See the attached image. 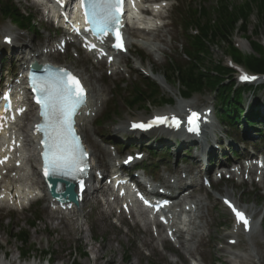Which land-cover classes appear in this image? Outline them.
<instances>
[{
    "label": "rangeland",
    "instance_id": "obj_1",
    "mask_svg": "<svg viewBox=\"0 0 264 264\" xmlns=\"http://www.w3.org/2000/svg\"><path fill=\"white\" fill-rule=\"evenodd\" d=\"M217 1L173 0L172 3L174 5L172 9H170V28L173 35L167 34V44L160 42V44L165 48V53H149L145 48L141 49L135 45L132 46L130 51L131 53L126 54V56L130 59L129 67L126 69H130L131 71L127 70L124 74L111 76L108 73V69L99 70L94 68L92 62L87 59V57L79 54V51L74 48H70L66 53L60 54L59 56L48 57L55 62L64 63L70 67L76 68L78 71H82L88 84H92L96 88L104 87L109 90L105 96L108 99L105 109L100 115H97L94 118L93 123L91 122L86 126V132L83 131L84 137L94 155L92 163L98 166L99 169L108 168L106 164L107 161H109V157L105 154L102 148H107L105 139L108 136H112L115 125L124 117H149L153 112L175 110V107H177V105L181 102L187 104L194 103V105H197L200 108L208 106L212 107L216 102H218L215 94L206 88L203 91L194 94L193 97L187 100L182 99L180 97V92H182V88L180 87L181 85L176 81L174 76H171L166 72V67L169 66V63L172 61L177 62L181 66H185L188 62H190L185 55V51L190 38L193 37L196 31H194V28H192V31L190 29L186 31L185 24L189 17L190 22L193 24L195 23L196 19L192 18V10L200 6L202 8L212 10L213 7L217 6ZM263 1L264 0H227L228 6L230 8L233 6L234 12L235 9L241 5L245 6L247 3L251 2L248 16H237V18L239 17L238 20H240L243 25L245 24L247 31L245 33L242 31L241 28L243 25L239 22L240 24L238 23L237 28L232 32L233 48L238 50L242 56H249L255 52L251 48L249 40L260 43L264 49V23L259 17V7L262 5ZM17 5L24 11L32 12L35 17L36 24L34 30H38V33H30L28 30H19L10 19L3 20L0 15V37L2 35V30L10 28L16 33H29V40L35 38L36 47L42 48V45L46 42V38L49 35L53 38L51 43H59V34H56V32L52 29V24L47 23L46 18L42 15V12L38 10L37 5H32L31 0H17ZM210 18L213 21L216 16L212 15ZM205 20L203 22H205ZM136 51H138L143 57V68H141L144 72L136 63V61L139 60V56L136 54ZM143 54H146V56L144 57ZM232 55L233 53L229 46L215 42L212 43L210 47V57H207V61L210 65H212L214 61L217 63L222 62L228 65ZM148 61H151L153 64L157 63L158 69L155 70L156 74L161 76L164 85H166L169 89L165 90L162 87V82H160L159 79H156L155 75H151L149 71L144 69L149 68ZM202 66L209 65L203 63ZM122 68L124 67L122 66ZM244 68L245 64L243 63L236 66L237 72L233 74L235 81L237 77L245 71ZM101 74L104 77V81H98ZM144 77H147L149 80L144 81ZM167 79L170 81H166ZM152 83L157 86L159 98L153 99V97H145L142 102L132 103L136 89L138 88L141 91H148L151 88ZM161 96L163 98H160ZM244 98H246L247 101L260 100L263 102L264 90L258 92L256 96L245 95ZM166 99H173L174 101L171 105H165L164 100ZM107 110L112 113L103 121L101 118L105 113H107ZM99 119H101V122H99ZM238 133L240 134V132ZM261 147L263 148L264 144H261ZM111 151L115 154L119 153L118 151L116 152L115 149ZM229 157V153H226L225 159H228ZM235 158L238 157L236 156ZM174 160L171 159V169H173ZM162 174H164V172ZM215 175L216 174L213 173L214 177ZM240 182L241 179L238 177L235 179H227L223 176L221 181L215 180L212 182L213 186L208 187L209 192H201L203 193V197H207L206 202L208 204V207L203 209L206 214L204 228L205 230L210 229L213 233L212 235H215L214 233L216 230H220L221 233L227 234L234 224L233 217L229 212H227L221 200L224 196L234 198L235 201L240 202L242 208H249L248 212L254 216L255 220L259 216L264 217V188L260 187L259 184L250 181L246 182L244 185H239ZM89 202L81 215H78L77 213L69 215L70 217L76 219L77 223L82 224V234L84 236L83 242H78L81 232L79 231V228H77V224L71 225V229L75 230L76 235L75 238L73 237L71 240L66 239V236H68V231L66 230H58V232L52 230L50 233H46L47 229L44 228L46 227L45 220L47 219V210L45 208H48L49 211H52V208L47 207L48 204L44 201V199H40L37 203H33L29 209L24 211H18L15 209L8 211L5 208H0V215L2 216L0 223V253L7 249H13L14 253L17 255H20L21 253L23 259L19 262L20 264H60L61 262H64L60 257H58L60 253L66 254L67 260L65 264H93L94 261L91 260L93 254L88 249L92 246H103L108 243L107 241L109 238H113V241L110 244L112 247L107 248L104 252V264H108V261L113 256L116 263L131 264V261L137 260V256L135 254V252L137 253V250L135 248L139 246L142 248L144 253V258H142L140 264H176L173 262L176 257L169 252V250H172L175 246H172L169 243H167V245L165 243L166 247L163 249L164 247L162 243L155 242L161 253L168 257V261L158 258L149 260L147 255L150 253V250L140 245V240L134 241L135 235L137 234L136 227L133 225L132 219L129 221L126 220L125 222L122 220L120 221L117 217L113 216L109 219L110 224L99 219L96 220L98 208L96 207L94 198L90 199ZM36 227H42V232L36 233ZM116 227L120 228L119 232L116 231ZM50 229L51 228L49 226L48 230ZM256 231L260 237L264 239V231H262L260 227L256 228ZM59 232L65 238H62L57 242L49 240L50 238L56 237ZM18 233L21 234L22 239H24L23 241L21 237H17ZM115 236H117L118 239H115ZM76 237L78 238L76 239ZM229 237L230 236L227 235L222 240L218 241L216 243V247L225 246L230 240ZM247 239V237L243 236L241 238L240 245L234 247L232 250L235 252H241L242 250L246 251L248 243ZM210 243L209 237L205 236L199 245L200 250L204 251V259H199V262L197 263L190 262V264H231L230 262H225L224 258L221 260L219 257L225 254H230L227 252L225 253L224 251L217 252L218 250H213L212 248L209 251ZM252 250L253 252L249 249L247 252L241 253L243 254V258L248 256L247 253H253L251 256V264H264V244H262L260 252L258 250V246L255 244H253ZM232 261H234V263L239 262V264H242L241 259L239 258L231 260V262Z\"/></svg>",
    "mask_w": 264,
    "mask_h": 264
},
{
    "label": "bare ground",
    "instance_id": "obj_2",
    "mask_svg": "<svg viewBox=\"0 0 264 264\" xmlns=\"http://www.w3.org/2000/svg\"><path fill=\"white\" fill-rule=\"evenodd\" d=\"M32 5H36L37 3L33 0H31ZM40 11V9L38 8ZM163 18H166V14L161 13L160 14ZM142 34L138 35L137 42L139 43L141 48H147L149 53H159L163 52L165 53V48L160 44L164 43L167 44L166 36L167 34H172V30L169 26V22H165L162 26H158L156 31H140ZM3 43L4 39L6 37H11L14 39L17 38H25L26 34L23 33H13L12 29H6L3 31ZM47 41L51 42L50 35L47 37ZM55 45L54 43H52ZM130 44V43H129ZM12 47V46H11ZM38 51V50H36ZM38 56L42 57L45 55H53L54 51L52 48H49L48 46L43 47L41 51L38 52ZM102 59H99L97 61L98 65H100ZM106 60V59H105ZM108 61V59H107ZM130 59L128 56L122 58L117 63H110L108 65V69L111 70L113 74L122 73L124 72V69H122L121 64L122 63H129ZM140 61H144L143 58L140 57ZM137 64L141 66V62L139 63L136 61ZM149 68L145 70L149 71V73L156 76V79H159L160 82H162V87L167 90L169 89L166 85H164L162 78L160 75L156 74V71L158 69L157 63H152L151 61H148ZM128 66V64H127ZM94 67V66H93ZM143 67V66H142ZM98 81H103V76L101 75ZM90 95H89V105L82 111L81 115L79 116V126H82V131L86 132V125L89 123L94 122V118L101 114L104 110L105 104L107 103L105 99L106 93H108V89L103 88H96L92 84H88ZM23 87L21 86L19 90H21ZM24 99L20 101V97L23 96ZM94 102L98 103L96 107L94 106ZM13 105L17 109H20V113H22L21 118H19L16 122L15 121H8L4 122L3 126L0 127V133H1V140H0V158L4 159L6 161V169L9 171V173H5V168H0V207L5 209H17V210H25L29 208L28 206L34 201V198L36 195L40 194L44 196V200L48 203L47 207H53L56 205L53 201H51L47 196V188L42 181L39 180V173L37 171V159L34 156L33 153H29L26 157L24 155L22 147H26V151L30 152V146H34V149H36L34 140L36 139V136L33 133V126L32 122L35 118V113L33 112V108L30 105L27 94L23 91H18V94L15 95L14 103ZM200 108L197 105H194V103L185 104V103H179L177 107H175L174 112L183 111L185 113H194L199 112ZM173 115V114H172ZM171 115V116H172ZM142 117V116H128L127 118L121 119L119 123H115V128L113 130V135L116 136L118 133H127L129 131V128L133 122H140L143 120H148L151 118ZM114 124V122H113ZM215 126V125H214ZM213 127V126H212ZM205 141H202V144L206 146L207 149L210 148V151H212V147H209L208 143H204ZM103 151L107 156L111 155L110 151H107L105 147L102 148ZM94 156V155H93ZM6 158V159H5ZM194 160L198 162L197 165H200V162H203L200 160L198 155L194 156ZM207 161V160H206ZM253 159L249 160V163H251ZM19 163V165H17ZM26 163H29L31 166V169L29 170L27 167H25ZM94 167V166H93ZM261 179L258 177V170L253 167V165H243L240 167H236L233 170V174L242 176V177H250L253 179V182H256L261 187H264V163L261 166ZM189 175L192 177L199 176L198 173H194L191 169L187 170ZM96 172H98L96 170ZM260 177V176H259ZM92 178V175L90 177H86L85 182L90 183V180ZM192 181V180H190ZM168 182L166 179L163 180V183ZM202 185H199L198 183H191L190 186H184L180 189L178 195L175 197L176 203L178 207H181L183 204L185 205L187 201L191 203L190 205V220L192 227L188 231L187 237H184L180 232L176 231L175 234L179 240L180 247L178 248V251L175 252L178 256V259L175 260L177 263L179 262V259L183 261V264H188L184 260V253H189L194 256L195 253H197L200 256V259H204V251L200 250V248L197 245H194V239L195 237L204 236L209 237L210 244H209V251L212 248L213 250L224 251L225 253H229L232 258L228 257L227 254L223 256H219L221 259L224 258L225 262H230L231 260L235 259H241L242 264H251V256L253 253H247L248 256L246 258H243V252H247L249 249L251 252H253V244L258 246V250L260 252L262 244H264V239L260 237V235L257 232L251 233L248 230H245V227L243 223H238L236 216L234 215V221L235 224L231 228V230L227 233H221L220 230H216L214 233L215 235H212L210 229L205 230L204 222L205 221V207H208V204L205 200V198L197 195L196 192L200 190ZM42 192V194H41ZM86 192V191H85ZM90 193V192H89ZM102 195L104 196V200L98 199L96 202V207L98 208V214L96 217V220H102L103 222L109 223V219L113 216H116L118 214V217L120 220L125 221L130 220L133 218V225L136 227V234L134 241L140 240L143 247L150 250V253L147 255L148 259H163L165 261H168V257L161 253V251L157 248V245L155 244L156 241H164V237L161 235L159 237V233L156 234L154 237V231L152 228V223L148 220L147 216L143 214L141 211L137 209L136 213H124L125 208L128 206L127 200L125 199H119V197L113 192V190L110 187H107L106 189L102 190ZM89 201V197L87 193H80V203L79 205H73L71 203L65 204V207L61 208H55L52 211H49L48 208H45L47 210V219L45 220L46 227L44 229H47L46 233H50V231L54 230H66L68 231L66 236V239L71 240V238H75V230L71 229L72 224H77L79 228V231L81 232V235L76 237L78 238V242H83L84 236L82 234L83 232V226L80 223H77L76 219L73 217H70L69 215L77 213L78 215H81L83 211L85 210L87 204ZM126 205V206H125ZM128 208V207H127ZM57 209L61 210L64 209V211H58ZM249 209V208H248ZM66 210H68L66 212ZM245 211L247 209H244ZM208 211V209H207ZM243 213V211H240ZM2 216L0 215V223H1ZM248 221V220H247ZM249 223V221H248ZM50 226V230H48V227ZM43 230L42 227H36L35 232L41 233ZM116 231L119 232L120 228L116 227ZM243 234L248 238L247 248L246 251L242 250L241 252H235L232 249L234 247H237L240 245L241 238L243 237ZM229 235L230 239L225 246L216 247V243L220 240H222L225 236ZM62 238H65L62 236V234H59L56 237L50 238V241H59ZM115 239H118L117 236L114 237ZM113 238H109L106 243L103 246L100 247H90L88 250L93 254V257H91V260L94 261L93 264H104V252L107 248H111L110 244L112 243ZM250 247V248H249ZM218 248V249H217ZM137 253L135 252L137 256V260L131 261V264H140V261L142 258H144V253L142 251V248L136 247ZM21 254V253H20ZM7 256V258H5ZM20 255H17L14 253L13 249H7L0 253V264H20L21 262ZM64 262H61L60 264H65L67 257L65 253H60L58 255ZM195 258V257H194ZM198 259L197 257L195 258ZM35 264V263H34ZM108 264H119L116 263L114 256L111 257V259L108 261ZM130 264V263H129Z\"/></svg>",
    "mask_w": 264,
    "mask_h": 264
},
{
    "label": "trees",
    "instance_id": "obj_3",
    "mask_svg": "<svg viewBox=\"0 0 264 264\" xmlns=\"http://www.w3.org/2000/svg\"><path fill=\"white\" fill-rule=\"evenodd\" d=\"M227 3V0H219L217 6L213 7L212 10L204 9L194 12L199 34L191 37L189 46L186 49L190 62L185 66H181L176 62L170 63L167 71L182 86L184 95H190L195 91H203L205 88L216 92L220 98L218 111L222 119L228 118L232 122L235 119H239L235 110L237 108L242 110L241 106H239L242 94L244 91L251 89V87L233 89V80H231L233 78L232 69L222 62L217 63L214 61L210 65L207 61V57H210V47L215 42L226 44L231 48L235 62L243 63L251 71L261 73H264V49L260 43L250 40V45L255 51L252 55L242 56L238 50L233 48L232 32L237 28L238 23H241L238 18L240 16H248L251 2L245 6L241 5L235 9V12L233 11V6L230 8ZM0 14L7 18H13L23 25L28 26L32 23L31 18L21 14L10 0H0ZM212 15L216 16L213 21L210 18ZM259 15L264 23V1L259 7ZM237 16L239 17L237 18ZM204 20L205 22H203ZM241 25L243 24L241 23ZM241 29L244 33L247 31L245 24ZM203 63L209 66H202ZM232 93H234V97L231 96ZM145 97L159 98V92L154 83H152V87L148 91H141L137 88L132 103L142 102ZM247 118L249 120L250 117ZM17 237L20 238L21 234L18 233Z\"/></svg>",
    "mask_w": 264,
    "mask_h": 264
},
{
    "label": "snow or ice",
    "instance_id": "obj_4",
    "mask_svg": "<svg viewBox=\"0 0 264 264\" xmlns=\"http://www.w3.org/2000/svg\"><path fill=\"white\" fill-rule=\"evenodd\" d=\"M121 5L122 0H88L91 22L96 25V31L107 33L112 30L113 25L119 23ZM112 34L119 41V34L115 31H112ZM114 47H122V44L118 42L114 44ZM65 77L71 81V84L65 80ZM241 79H250V77L242 76ZM40 93L41 96L36 102L41 106V115L46 121L48 152L45 153V175H47L49 170L57 172L72 167L81 155L78 147L71 146L68 137L72 136L73 141L76 139L71 127L72 116L75 115L76 109L83 103V89L74 76L62 70L56 83L41 87ZM194 117L195 114L189 117L190 123L194 122ZM166 122L167 118L165 117H157L152 121V123ZM173 123L178 125L174 118ZM149 126L151 124L133 125V127ZM82 155H86V153ZM64 174H68L67 171ZM224 202L236 216L237 222L243 223L245 230H247L248 221L244 214L238 211L229 201L225 200Z\"/></svg>",
    "mask_w": 264,
    "mask_h": 264
},
{
    "label": "water",
    "instance_id": "obj_5",
    "mask_svg": "<svg viewBox=\"0 0 264 264\" xmlns=\"http://www.w3.org/2000/svg\"><path fill=\"white\" fill-rule=\"evenodd\" d=\"M50 184L53 185L54 183L52 182ZM62 198H64V200H72V201L76 202L77 194L74 191V187L73 186H69L66 189V191L64 193V196H62Z\"/></svg>",
    "mask_w": 264,
    "mask_h": 264
}]
</instances>
